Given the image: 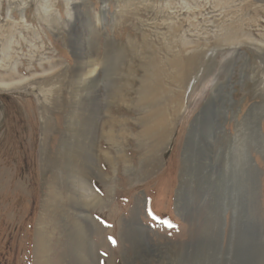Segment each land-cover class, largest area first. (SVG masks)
<instances>
[{
	"label": "rangeland",
	"instance_id": "obj_1",
	"mask_svg": "<svg viewBox=\"0 0 264 264\" xmlns=\"http://www.w3.org/2000/svg\"><path fill=\"white\" fill-rule=\"evenodd\" d=\"M1 81L0 264H223L245 209L264 239V0H0Z\"/></svg>",
	"mask_w": 264,
	"mask_h": 264
},
{
	"label": "bare ground",
	"instance_id": "obj_2",
	"mask_svg": "<svg viewBox=\"0 0 264 264\" xmlns=\"http://www.w3.org/2000/svg\"><path fill=\"white\" fill-rule=\"evenodd\" d=\"M76 49H77V57L80 60L78 62L77 71H76L75 75L73 76V82H74L73 83L74 84L73 93H74V98H76L77 100L76 101L73 100V108H72V112H71L70 117H69V121H70L69 129L72 132H74V135L76 136L77 140H76V144L74 145L76 147L74 149L72 148V151L71 150L68 151V156L66 157V159H67V164L69 165L70 168H72L75 165L74 163H76V161H77V157L82 158L81 167L79 169L76 168V171H74V173L75 174L81 173L82 175L83 174L87 175L90 173V168L94 167V164L96 163L95 162V151L96 150L93 149V143L95 141L91 137V131L93 129H95V128H93L94 127V125H93L94 119H92L89 123L83 121V124H81V126H78L76 123L77 118H79V116L84 115V111L80 115L78 113V109H77L79 107H77V106H81V103L83 102V99L81 98L82 91H84V90L87 91V90L91 89L92 90L91 94L93 95V99H94L93 106H95L93 109L94 114H92V115H97V112H96L97 109H95V108L97 107L96 101L99 99V95H98V92L96 90L97 81L95 78V73H97L96 71H97L98 63L93 61V59L89 56L88 51H87V49L84 48L83 43H81V45H77ZM193 59L195 60V57H193ZM0 84L2 86V84H5V83H4V81H1ZM9 85H13V84H9ZM3 86H5V85H3ZM47 92L52 93L53 90L50 89ZM160 126H162V125H160ZM93 132H94V130H93ZM77 148H78V150H77ZM201 153H202L201 155L204 157V152H201ZM209 166H210V170L208 172H205L204 174L208 173L209 174V176H208L209 180H211L214 184H218L219 187L221 184L223 185L222 194H224L225 192H228L229 190L224 192V189L227 188V184H228L227 180L228 179L223 178L222 173L220 174V176L219 175L215 176L214 174L215 173L217 174V172L213 169V167H215V165L210 164ZM217 171H218V169H217ZM81 174H80V180H81V176H82ZM214 177H215V181L212 180ZM233 180L235 181V179H233ZM239 180H241V178ZM235 182H232V183H235ZM82 183H83V180H82ZM235 184L238 185L240 183H235ZM83 185H84V183L82 184V188H84V189H82L84 196L86 198L92 196V192H88L89 189H86L85 187H83ZM240 185H242V184H240ZM79 186H81V185H78V187ZM232 186H234V185H232ZM243 188H244V186H242V191L245 189V188L244 189ZM78 190H80V189H78ZM230 192H229V195H230ZM243 194H244V192H243ZM241 198H243V197H241ZM221 199H223V198H221ZM236 199L239 200L238 196ZM226 200H227V198H226ZM233 200H234V198H233ZM224 201H225V199H224ZM229 202H231V201H229ZM244 203H245V201H244ZM232 204H233V206L235 205L234 202ZM245 211H246V209H245ZM245 211H241L239 214L237 213L238 218L242 219L241 221L244 222L245 225L243 226L244 228L242 229V231L241 232L239 231L240 234L237 237V241H235L236 244L234 243L235 244L234 249L228 248L229 250H227V252H226L225 261L223 264H264V239L261 236L260 232L257 231L258 229L255 230L254 225H251V223H254V222L250 223L249 220H246L247 217H246ZM85 222H87V221H85ZM249 225H251L252 227H249ZM236 232H237V230H236ZM233 238H235V237H233ZM216 246L217 245L212 246V247L216 248ZM229 247H230V245H229ZM206 256H210L209 263H207V261H205V257L202 256L198 251H194V253L191 254V258L189 261L192 260V264H218V259H217L218 258V252L217 251L212 252V250L209 249L208 254ZM215 257H216V259H215Z\"/></svg>",
	"mask_w": 264,
	"mask_h": 264
}]
</instances>
